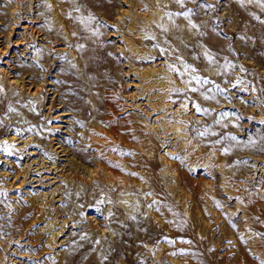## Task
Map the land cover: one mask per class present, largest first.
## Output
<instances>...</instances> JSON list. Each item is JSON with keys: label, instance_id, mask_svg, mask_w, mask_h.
I'll use <instances>...</instances> for the list:
<instances>
[{"label": "rangeland", "instance_id": "1", "mask_svg": "<svg viewBox=\"0 0 264 264\" xmlns=\"http://www.w3.org/2000/svg\"><path fill=\"white\" fill-rule=\"evenodd\" d=\"M53 1L0 0V264H264V0Z\"/></svg>", "mask_w": 264, "mask_h": 264}, {"label": "bare ground", "instance_id": "2", "mask_svg": "<svg viewBox=\"0 0 264 264\" xmlns=\"http://www.w3.org/2000/svg\"><path fill=\"white\" fill-rule=\"evenodd\" d=\"M154 1V0H153ZM54 3H55V7H56V11H57V14H58V11H60V12H62L63 10H62V7L60 6L61 5V3H62V1L61 0H54L53 1ZM58 6V7H57ZM157 6V5H156ZM58 8V9H57ZM153 9H156V8H153ZM160 10V9H159ZM59 15V14H58ZM148 15V14H147ZM154 15V13L152 14V16ZM151 16V15H150ZM155 16V18H156V15H154ZM132 17H134V16H132ZM135 17H136V14H135ZM148 18H150L149 16H148ZM133 20V19H132ZM150 20V19H149ZM135 21V20H134ZM131 25V24H130ZM134 27H136V26H134ZM132 28H133V26H132ZM134 29V28H133ZM132 32V31H131ZM126 36V35H125ZM125 36H124V39H126L125 38ZM143 38V37H142ZM145 38V37H144ZM132 40V39H131ZM264 41V40H263ZM122 42V41H121ZM129 42V41H128ZM132 42V41H131ZM136 42V41H135ZM123 44V43H122ZM131 45V44H130ZM132 45H134L133 43H132ZM126 48H127V46H125ZM135 51H137V50H135ZM135 54H136V52H134ZM132 54V53H131ZM166 69V68H165ZM149 70V69H148ZM169 70V69H168ZM161 73H163V72H161ZM170 73V72H169ZM158 74V73H157ZM159 74H160V71H159ZM166 74V73H165ZM165 74H163V75H165ZM174 74V73H173ZM146 77L150 80V82H151V84H152V86H154V87H156V88H158V89H160V91H166L172 84H170V83H168L167 82V80L165 79H162V80H160V79H158L157 78V76L155 75V72H154V70H152V71H148V72H146ZM168 75V74H167ZM166 75V76H167ZM171 76V75H170ZM174 77V76H173ZM146 78V79H147ZM169 80V79H168ZM170 81V80H169ZM171 82V81H170ZM143 83V82H142ZM146 83V82H145ZM186 83V82H185ZM184 83V84H185ZM140 84V83H139ZM239 85V84H238ZM141 87H143L144 85H140ZM182 86V85H181ZM241 85H239V87H240ZM151 87V86H150ZM242 87V86H241ZM139 88V87H138ZM170 88H172V87H170ZM185 88H187L186 86H185ZM143 89V88H142ZM151 89V88H150ZM140 90H141V88H140ZM147 90H149V89H147ZM157 90V89H156ZM34 91H36V90H34ZM146 91V90H145ZM142 92H143V90H142ZM141 92V93H142ZM163 93V92H162ZM258 94V93H257ZM165 95V94H164ZM257 96V95H256ZM163 97V96H162ZM164 97H166V95L164 96ZM260 98V97H259ZM261 102V101H260ZM181 106H183V105H181ZM259 106V105H258ZM256 107V106H255ZM257 109H259V108H257ZM168 110H170V109H168ZM179 112V111H178ZM170 113V112H169ZM147 114V113H146ZM179 115H180V113H179ZM186 115V114H185ZM261 116H262V114H260ZM178 116V115H177ZM143 119H145V118H143ZM140 120H141V118H140ZM263 121H264V119H263ZM141 122V121H140ZM143 122V121H142ZM150 122V121H149ZM138 123V122H137ZM136 123V124H137ZM140 124V123H139ZM148 124V123H147ZM154 124V123H153ZM156 124V123H155ZM164 124V123H163ZM162 125V124H161ZM138 126V125H137ZM140 126H142V125H140ZM159 126H160V124H159ZM139 127V126H138ZM160 128V127H159ZM166 128V127H165ZM164 128V129H165ZM175 128H177L176 126H175ZM150 129V128H149ZM170 129V128H169ZM172 129V128H171ZM168 133V132H167ZM166 133V134H167ZM175 133H177V134H180V133H183V132H180V131H178L177 129H175ZM169 134L170 133H168L167 135L169 136ZM172 134V133H171ZM176 135V134H175ZM184 136V135H183ZM172 137V136H171ZM175 137V136H174ZM173 137V138H174ZM177 137V136H176ZM180 139V138H179ZM182 140V139H181ZM177 142H179V141H177ZM176 142V143H177ZM182 142V141H181ZM188 144H189V142L188 141H186V139L185 140H183V143H182V145L184 146V148H186L187 146H188ZM188 148V147H187ZM37 170H39V169H37ZM39 173V172H38ZM238 191V190H237ZM230 192V191H229ZM35 193H37V191L35 192ZM54 193H52L51 194V197H50V195H43V197H41V194H39L38 193V195L36 196V198L34 199V208H35V210H40L39 212H41V210L42 209H44V208H46V205H47V203L48 202H51L52 201V199L54 200V198L56 197V195H53ZM56 194V193H55ZM26 196V195H25ZM58 196V195H57ZM214 196V195H213ZM260 197V196H259ZM262 197V196H261ZM62 198V197H61ZM235 198V197H234ZM257 199H258V197H257ZM37 200V201H36ZM54 202V201H53ZM238 202V201H237ZM55 204V203H54ZM57 204V203H56ZM239 204V203H238ZM49 205V204H48ZM247 205V204H246ZM50 206V205H49ZM54 206V205H53ZM57 206V205H56ZM56 206H54V208L53 209H55V207ZM187 206V205H186ZM249 206V205H248ZM188 207V206H187ZM241 207V206H240ZM57 208V207H56ZM238 208V207H237ZM263 208V207H262ZM49 209V208H48ZM58 209V208H57ZM190 209V208H189ZM264 209V208H263ZM255 210V209H254ZM43 211L44 210H42V214H43ZM50 211V210H49ZM57 211V210H56ZM51 212V211H50ZM38 213V212H37ZM52 213V212H51ZM191 213V212H190ZM42 214H40L41 216H43ZM39 215V216H40ZM47 215V214H46ZM190 216H191V214H189ZM243 215V214H242ZM44 216H45V214H44ZM48 216V215H47ZM58 217H59V215H57ZM51 217V216H50ZM60 218V217H59ZM64 218V217H63ZM43 219V218H42ZM68 219V218H67ZM45 220V219H44ZM49 220V219H48ZM58 220V219H57ZM61 220V219H60ZM65 221H67L66 220V218L64 219ZM64 220H62V221H64ZM53 221V220H52ZM55 221V220H54ZM64 221V222H65ZM48 222V221H47ZM46 222V223H47ZM51 222V221H50ZM49 222V223H50ZM56 222V221H55ZM54 222V223H55ZM58 222V221H57ZM100 222V221H99ZM53 223V224H54ZM102 223V222H101ZM22 224V223H21ZM23 225V224H22ZM49 225L50 224H48L47 226H45V227H42V228H44V230H47L48 228H49ZM54 226V225H53ZM64 226V225H63ZM247 227V226H246ZM54 228V227H53ZM20 229V228H19ZM52 230V229H51ZM61 230H64V228L63 229H61ZM20 231V230H19ZM50 231V230H49ZM54 231H56L55 229H54ZM47 233H48V231H46ZM51 232V231H50ZM58 233H60V231H56L55 233H49L50 235H47V239H48V241H50L51 243H54L55 241H56V239H57V236H58ZM22 234V233H21ZM46 234V233H45ZM245 235H246V232H245ZM247 236V235H246ZM244 238H245V236H244ZM244 238H242V239H244ZM248 238V237H247ZM46 239V240H47ZM245 240V239H244ZM58 241V240H57ZM56 241V242H57ZM253 240H251V242H252ZM56 242H55V244H56ZM249 242H250V240H249ZM248 242V243H249ZM246 243V242H245ZM54 244V245H55ZM250 244V243H249ZM51 245V244H50ZM53 245V244H52ZM256 247V246H255ZM247 248V247H246ZM245 248V249H246ZM248 248H249V246H248ZM252 248V247H251ZM254 248V247H253ZM253 250V249H252ZM258 250V249H257ZM256 250V251H257ZM260 250V249H259ZM254 252V251H253ZM64 257V256H63ZM56 259V261H58L60 264H61V262L63 261L62 260V256H61V253H58V255H57V257L55 258ZM64 259V258H63ZM66 260V259H65ZM65 263V262H64ZM62 264H63V262H62Z\"/></svg>", "mask_w": 264, "mask_h": 264}]
</instances>
